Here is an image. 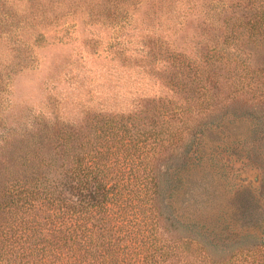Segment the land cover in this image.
Here are the masks:
<instances>
[{
    "label": "rangeland",
    "instance_id": "rangeland-1",
    "mask_svg": "<svg viewBox=\"0 0 264 264\" xmlns=\"http://www.w3.org/2000/svg\"><path fill=\"white\" fill-rule=\"evenodd\" d=\"M73 1L20 34L33 61L4 78L0 147L17 120L31 131L34 118L77 128L93 113L133 117L154 137L118 177L132 179L127 215L151 224L165 264H264V32L241 29L250 0H135L108 19L111 0ZM151 179L150 221L138 188Z\"/></svg>",
    "mask_w": 264,
    "mask_h": 264
},
{
    "label": "trees",
    "instance_id": "trees-1",
    "mask_svg": "<svg viewBox=\"0 0 264 264\" xmlns=\"http://www.w3.org/2000/svg\"><path fill=\"white\" fill-rule=\"evenodd\" d=\"M13 1L0 0V46L8 42L9 47L4 63L0 54V93L5 77L33 61L31 48L21 38L23 30L46 27L50 14L57 16L65 0H25L30 10L22 11L14 8ZM92 1L76 0L70 6L88 9ZM131 1L135 0H111L112 9L105 7L99 16L108 19L113 10ZM260 1L250 0L251 18L241 27L255 35L264 32ZM88 116L77 128L34 118L33 130L18 131L19 121L11 123L14 128L0 147V264L167 262L151 224L137 227V213L127 215L134 208L127 209L130 203L122 193L132 179L123 183L118 177L120 166L143 156L153 130L134 131L133 117ZM138 189L142 192L138 202L144 206L141 214L151 221L155 184L152 179L140 180Z\"/></svg>",
    "mask_w": 264,
    "mask_h": 264
}]
</instances>
